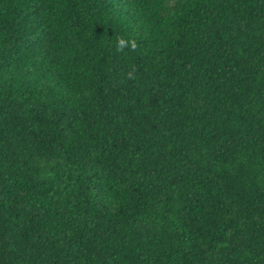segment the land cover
I'll use <instances>...</instances> for the list:
<instances>
[{"label": "trees", "instance_id": "1", "mask_svg": "<svg viewBox=\"0 0 264 264\" xmlns=\"http://www.w3.org/2000/svg\"><path fill=\"white\" fill-rule=\"evenodd\" d=\"M0 264H264V0H0Z\"/></svg>", "mask_w": 264, "mask_h": 264}, {"label": "clouds", "instance_id": "2", "mask_svg": "<svg viewBox=\"0 0 264 264\" xmlns=\"http://www.w3.org/2000/svg\"><path fill=\"white\" fill-rule=\"evenodd\" d=\"M116 51L119 53H123L125 49H128L129 51H137V49L140 47L137 40L135 38H128L125 39L123 36H117L116 37ZM129 77L133 75V73H128Z\"/></svg>", "mask_w": 264, "mask_h": 264}]
</instances>
